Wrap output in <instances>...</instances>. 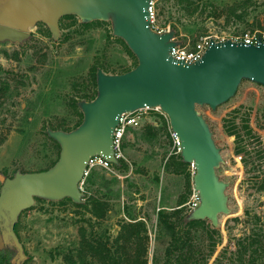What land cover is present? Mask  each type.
Here are the masks:
<instances>
[{"label": "rangeland", "instance_id": "1", "mask_svg": "<svg viewBox=\"0 0 264 264\" xmlns=\"http://www.w3.org/2000/svg\"><path fill=\"white\" fill-rule=\"evenodd\" d=\"M154 8L155 30H175L179 40L191 45L205 36L264 34V0H155ZM80 23L78 18L63 19L57 41L40 23L22 44L0 43L1 173L13 176L17 170L50 168L61 149L46 130L73 129L83 120L73 99L95 92L94 68L102 64L112 74L135 65L134 55L113 36L111 23L87 28ZM199 111L221 148L224 162L218 175L230 183L226 193L232 211L220 216L218 230L208 220L191 229L196 263L207 259V264H264V86L243 80L235 96L215 112L208 106ZM247 117L252 134L243 129ZM225 119L235 120V136L225 132ZM147 126L127 131L124 165L113 170L94 168L84 178L82 204L92 198L104 202L102 219L93 216L95 209L77 207L68 198L36 200L19 216L20 240L28 255L24 264H68L64 254L76 253L81 226L92 237L113 242L122 224L132 218L146 226L148 264H166L171 237L159 222L158 212L185 206V214L189 213L197 200L194 168L177 171L167 132L158 129L156 137L148 136ZM239 146L243 151L237 153ZM210 229L216 232L210 234ZM252 240L257 242L241 256L242 244ZM13 255L10 252L11 260Z\"/></svg>", "mask_w": 264, "mask_h": 264}, {"label": "water", "instance_id": "2", "mask_svg": "<svg viewBox=\"0 0 264 264\" xmlns=\"http://www.w3.org/2000/svg\"><path fill=\"white\" fill-rule=\"evenodd\" d=\"M155 0H0V43L22 44L38 24H45L54 41L61 36L60 20L76 16L82 24L109 22L112 34L122 39L137 65L122 74L98 68L97 95L81 100L83 120L71 131L47 128L60 146L55 164L39 172L17 170L13 176L0 172V252H12L11 264L28 259L15 225L36 199L58 202L66 198L84 202L80 184L89 160L97 155L116 166L113 133L119 117L144 107L159 108L181 141L182 161L194 166L193 186L198 205L185 222L208 220L221 227L220 216L230 215V186L218 175L223 164L221 148L208 120L199 108L212 111L235 96L243 80L264 86V42L255 45L211 40L202 58L187 64L170 50L183 43L175 30L152 27L150 7Z\"/></svg>", "mask_w": 264, "mask_h": 264}, {"label": "trees", "instance_id": "3", "mask_svg": "<svg viewBox=\"0 0 264 264\" xmlns=\"http://www.w3.org/2000/svg\"><path fill=\"white\" fill-rule=\"evenodd\" d=\"M197 7L194 9L196 11ZM77 19L76 16L70 15L65 16L60 20V23L63 19ZM78 22V20H77ZM93 23H100V21L82 24L80 23L81 28H87ZM48 33L50 34L49 29L47 28ZM51 36V35H50ZM119 41L125 42L120 39L116 38ZM126 45V44H125ZM129 52L134 55L130 49L127 47ZM135 57V56H134ZM136 58V57H135ZM137 65L136 63L133 67L128 68L124 71L119 73H112V74H122L131 69H133ZM101 68L104 72L109 73L107 68L99 64L96 68H94L93 72V79H94V86L96 87L95 92L88 96L85 95L80 100L73 99L74 106L78 107V102L81 100L91 101L97 95V83H96V72L97 69ZM81 117L83 119V114L81 113ZM82 121H80L73 129L78 127ZM223 127L225 132L229 136H235L237 131V125L235 120L225 119L223 121ZM73 129H68L64 131H71ZM147 135L156 137L158 134V129L164 130L168 134L167 125L164 124L160 128H155L151 125L147 126ZM243 129L247 134H252L253 130L249 125L248 117L243 120ZM169 137V134H168ZM237 153L243 151L241 146L237 147ZM176 165L177 171H181L183 168L186 169L189 167V164H186L182 161L180 155H176ZM55 162L53 163V165ZM52 165V166H53ZM124 165L123 160L120 161V167ZM51 166V167H52ZM49 169V168H48ZM47 170V169H46ZM23 172V171H22ZM5 174V173H4ZM6 175V174H5ZM7 176V175H6ZM42 201L41 199H36ZM89 206L91 209H95L92 214L97 219H102L106 214L105 203L98 199H91L89 204H78L77 207ZM185 206L180 207L178 209L172 210L170 213L167 212L165 209H161L158 212L159 222L163 225V227L169 231L171 241L166 250V264H197L194 255V245H193V238L192 236V228L197 225L204 224L205 221H191L186 223L185 222V214L184 212ZM92 211V210H91ZM15 231L20 239L19 235V223L15 225ZM81 236L78 248L76 249V253L64 254V259L67 261L68 264H92L93 262H98L99 264H148V259L146 257L147 249L145 246V241L148 239L147 230L144 222L142 220H138L135 218L131 219V222H124L121 226V230L118 233L117 237L114 239L113 242L110 240H105L102 238H94L88 234V228L86 226H81L79 229ZM210 234L216 232L214 229L208 230ZM257 240H252L249 243L242 244V253H247L251 247L255 245ZM129 249L131 250L129 252ZM121 250H125L124 253H121ZM127 251V252H126ZM214 251V250H213ZM212 251V252H213ZM3 253V252H1ZM3 264H7L10 260L9 255L4 252L3 256ZM242 262V257L240 258ZM252 263L255 262V258L252 256L251 260ZM203 264H207V259L204 261Z\"/></svg>", "mask_w": 264, "mask_h": 264}, {"label": "built area", "instance_id": "4", "mask_svg": "<svg viewBox=\"0 0 264 264\" xmlns=\"http://www.w3.org/2000/svg\"><path fill=\"white\" fill-rule=\"evenodd\" d=\"M155 1L151 2L150 13H151V21L152 27L155 29ZM233 40L236 42H244L245 44L255 45L258 43L259 39L264 42V34L260 32H256L252 35L246 34L245 36H228L219 38L218 36H205L197 43L191 45L190 41H183V43L179 46H175L170 50V55L173 59L177 61H184L187 64H191L199 61L204 55L206 49L209 46L211 40L215 41H226ZM174 40H179L178 37H175ZM164 124L167 125L169 141L174 149V153L176 155H180L181 153V141L177 134L171 130L168 116L162 112L159 108H150L144 107L138 109L134 112L124 113L119 117L118 125L114 129L113 133V151L114 157L120 161L125 159L123 151H124V142L127 131L130 128H138L143 127L145 125H151L155 128H160ZM193 168L194 166L191 165ZM116 167L115 164L110 162L107 158L97 155L92 157L87 165L85 176H88L90 171L94 168H101L104 170H113ZM83 182L80 184V188L82 189ZM198 205V197L197 200L190 206V210L194 209Z\"/></svg>", "mask_w": 264, "mask_h": 264}, {"label": "flooded vegetation", "instance_id": "5", "mask_svg": "<svg viewBox=\"0 0 264 264\" xmlns=\"http://www.w3.org/2000/svg\"><path fill=\"white\" fill-rule=\"evenodd\" d=\"M3 252H6V254H8V255H10V252L8 251V250H5V251H3ZM11 260V259H10ZM9 260V261H10ZM10 264H11V261H10Z\"/></svg>", "mask_w": 264, "mask_h": 264}]
</instances>
